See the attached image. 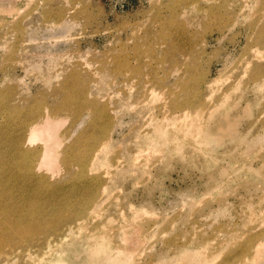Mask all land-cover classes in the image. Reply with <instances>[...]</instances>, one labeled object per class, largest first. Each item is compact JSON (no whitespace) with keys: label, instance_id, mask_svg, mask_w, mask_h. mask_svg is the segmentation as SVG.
Listing matches in <instances>:
<instances>
[{"label":"rangeland","instance_id":"1","mask_svg":"<svg viewBox=\"0 0 264 264\" xmlns=\"http://www.w3.org/2000/svg\"><path fill=\"white\" fill-rule=\"evenodd\" d=\"M0 226V264H264V0H0Z\"/></svg>","mask_w":264,"mask_h":264},{"label":"bare ground","instance_id":"2","mask_svg":"<svg viewBox=\"0 0 264 264\" xmlns=\"http://www.w3.org/2000/svg\"><path fill=\"white\" fill-rule=\"evenodd\" d=\"M260 55V54H259ZM161 99V98H160ZM92 103V102H91ZM94 103V102H93ZM146 103V102H145ZM65 108V107H64ZM66 109V108H65ZM68 109V108H67ZM46 111V110H45ZM40 112V111H39ZM43 114V113H42ZM185 115V114H184ZM196 115V114H195ZM186 116V115H185ZM185 116H183V117H185ZM198 117H200L199 116V114H198ZM41 118H43V117H41ZM38 120V119H37ZM199 120V119H198ZM34 122V121H33ZM64 122H65V119L64 118H59V117H51V116H49L48 114H46L45 116H44V118L41 120V121H37V122H34L31 126H29L30 128H29V133H27L28 135H27V141H28V143H32V142H40L41 144H42V150H41V154H40V157H39V159H38V161H37V164H36V168H38V169H42V168H44L46 171H48L51 175H54V174H56V173H58L59 172V170H60V163H59V157H60V153H61V148H62V146H63V138L65 137H63V136H61V134H60V128H62V125L64 124ZM66 122H67V120H66ZM66 122H65V125H66ZM17 125V124H16ZM64 125V126H65ZM27 128V127H26ZM25 128V129H26ZM64 129V128H63ZM193 129V128H192ZM63 137V138H62ZM23 138V137H22ZM159 139V138H158ZM97 140V139H96ZM19 141H20V139H19ZM155 141V140H154ZM156 141H157V139H156ZM22 142V141H21ZM85 142V141H84ZM105 142V141H104ZM36 144V143H35ZM105 144V143H104ZM104 144H101L102 146L104 145ZM30 145V144H29ZM73 145V144H72ZM75 145H77V144H75ZM75 145H73V146H75ZM85 145V144H84ZM95 145V144H94ZM98 145H100V144H98ZM100 145V146H101ZM22 146V145H21ZM31 146V145H30ZM72 146V147H73ZM87 146H89V145H87ZM91 146V145H90ZM89 146V147H90ZM100 146H98L99 148V151L100 150H102L101 148H100ZM107 145L105 144V147H106ZM85 147V146H84ZM96 147V146H95ZM75 148V147H74ZM80 148V147H79ZM88 148V147H87ZM91 148V147H90ZM103 148V147H102ZM20 149V148H19ZM40 149V148H39ZM70 149H73V148H70ZM78 149V148H77ZM76 149V150H77ZM94 149V148H93ZM85 150V149H84ZM24 151V150H23ZM88 151H90V150H88ZM91 151H92V149H91ZM90 151V154L89 155H91V152ZM73 152H75V154H76V151H73ZM86 152V151H85ZM98 152V151H97ZM30 153V152H29ZM69 153V152H68ZM87 153V152H86ZM96 153V152H95ZM99 153V152H98ZM28 154V153H27ZM85 155V154H84ZM87 155V154H86ZM96 155V154H95ZM94 155V156H95ZM28 156V155H27ZM29 156H31V155H29ZM35 156V155H34ZM69 156V155H68ZM68 156H66L65 155V157H68ZM78 156V155H77ZM93 156V157H94ZM98 156H99V154H97L96 155V159L98 158ZM141 156H142V154H141ZM26 157V156H25ZM79 157V156H78ZM80 157H81V155H80ZM83 157V156H82ZM87 157H88V155H87ZM149 157V156H148ZM35 158V157H34ZM22 159V158H21ZM29 159V158H28ZM66 159V158H65ZM134 159V158H133ZM15 160V159H14ZM24 160H25V158H24ZM24 160H22V161H24ZM95 160V159H94ZM147 160V159H146ZM35 161V160H34ZM68 161V160H67ZM8 162V161H7ZM13 162V161H12ZM18 162H19V160H18ZM28 162H30V160L28 161ZM36 162V161H35ZM72 162H73V160H72ZM71 162V160H70V163H72ZM76 162V161H75ZM92 162V161H91ZM32 163H34V162H32ZM65 163H68V162H65ZM69 163V164H70ZM81 163V162H80ZM95 163V162H94ZM21 164V163H20ZM30 164H31V162H30ZM74 164V163H73ZM12 165V164H11ZM19 165V164H18ZM86 164H84V166H85ZM89 165V164H88ZM67 166V165H66ZM21 167V166H20ZM89 168V167H88ZM23 169V168H22ZM30 169V168H29ZM66 169V168H65ZM67 170V169H66ZM18 171V170H17ZM38 171V170H37ZM83 171V170H82ZM32 172V171H31ZM81 172V171H80ZM20 173V172H19ZM22 173V172H21ZM60 173V172H59ZM94 173V172H93ZM23 174V173H22ZM35 174V173H34ZM58 175V174H57ZM21 176V175H20ZM27 176V175H26ZM30 176V175H29ZM41 176H43V175H41ZM53 177V176H52ZM51 177V178H52ZM96 178V177H95ZM29 180V179H28ZM36 180V179H35ZM92 180V179H91ZM46 184H48V182L46 183ZM49 191V190H48ZM37 197V196H36ZM3 200H5V199H3ZM39 200V199H38ZM38 202V201H37ZM35 204V203H34ZM92 209V208H91ZM90 209V210H91ZM80 211V210H79ZM90 212V211H89ZM90 213H92V212H90ZM89 215V214H88ZM82 216H84V215H82ZM81 216V217H82ZM91 216V215H90ZM95 216V215H94ZM85 217V216H84ZM84 217H82L83 219H84V221H85V218ZM82 218H80L78 221L80 222V224H81V222H83L84 223V221L82 220ZM87 218V217H86ZM11 219V218H10ZM10 219H9V221H10ZM87 219H89V218H87ZM91 219H93V218H91ZM74 220V219H73ZM82 220V221H81ZM95 220V219H94ZM251 220V219H250ZM13 221V220H12ZM11 221V222H12ZM15 221V220H14ZM78 221H76V222H78ZM74 222V221H73ZM70 223H71V221H70ZM75 223V222H74ZM83 223H82V225H83ZM10 224V223H9ZM79 224V223H78ZM79 224V225H80ZM2 225H5V224H2ZM9 226V225H8ZM10 226H11V224H10ZM23 226V225H22ZM21 226V227H22ZM33 226V225H32ZM31 225H30V227H32ZM1 227V226H0ZM4 227V226H3ZM24 227V226H23ZM27 227H28V225H27ZM79 227V226H78ZM83 227V226H82ZM81 227V228H82ZM25 228V227H24ZM10 229H13V228H10ZM18 229L20 230V233H23V230L22 229H20L19 227H18ZM31 228H29L28 230H30ZM33 229V228H32ZM2 230V229H1ZM21 230H22V232H21ZM25 230H27V229H25ZM10 230H8V232H9ZM16 231V230H15ZM15 231H13L14 232V236L16 235V233H15ZM31 231H35V228H34V230H31ZM30 231V232H31ZM38 231V230H37ZM11 232V231H10ZM26 232V231H25ZM29 232V233H30ZM18 233V235L17 236H19V231L17 232ZM33 233V232H32ZM12 235V236H13ZM23 235H25V234H23ZM26 235H27V233H26ZM32 235H34V234H32ZM27 236H29V235H27ZM20 237H21V234H20ZM20 237H19V239H20ZM24 237V236H23ZM22 237V238H23ZM3 238H7L8 239V241H9V238L8 237H3ZM25 238H27L26 236H25ZM64 238V237H63ZM0 239H1V236H0ZM59 239V241L62 239H60V238H58ZM6 239H4V241H5ZM21 240V239H20ZM1 241H2V239H1ZM55 241V240H54ZM58 241V242H59ZM61 241H63V240H61ZM22 243H23V241H21ZM48 242V241H47ZM55 242H57V241H55ZM4 243V242H3ZM6 244H7V241L5 242ZM10 243H11V241H10ZM51 243V242H50ZM49 243V244H50ZM2 244V243H1ZM6 244H5V246H6ZM48 244V245H49ZM10 245V244H9ZM4 246V245H3ZM2 247V246H1ZM50 247V246H49ZM96 247V249H97V246H95ZM92 248H93V246H92ZM94 249V248H93ZM98 249H99V247H98ZM50 250V249H49ZM95 250V249H94ZM101 250V249H100ZM99 250V251H100ZM99 251H97V254H99L98 252ZM47 255V254H46ZM45 255V256H46ZM102 255V254H101ZM254 255V254H253ZM109 256V255H108ZM42 257V259H43V256H41ZM97 257V256H96ZM252 258V257H251ZM42 259H41V261H42ZM113 260V259H112ZM38 261H40V258H39V260ZM37 261V262H38ZM109 261H110V259H109ZM114 261V260H113ZM112 262V261H111ZM245 262H247V261H245ZM241 264V263H240ZM243 264V263H242Z\"/></svg>","mask_w":264,"mask_h":264}]
</instances>
